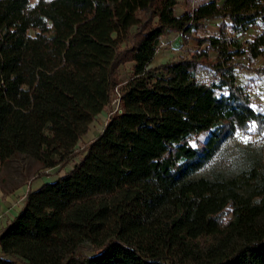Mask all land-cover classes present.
I'll use <instances>...</instances> for the list:
<instances>
[{"label": "trees", "instance_id": "trees-1", "mask_svg": "<svg viewBox=\"0 0 264 264\" xmlns=\"http://www.w3.org/2000/svg\"><path fill=\"white\" fill-rule=\"evenodd\" d=\"M31 1L0 0V163L74 167L28 194L0 234V264H264V162L198 177L238 133L264 136L236 62L264 58V0L180 16L178 0ZM215 19L218 35H196ZM169 33L208 50L152 67ZM204 62L212 85L196 77ZM118 88L120 110L80 148Z\"/></svg>", "mask_w": 264, "mask_h": 264}, {"label": "rangeland", "instance_id": "rangeland-1", "mask_svg": "<svg viewBox=\"0 0 264 264\" xmlns=\"http://www.w3.org/2000/svg\"><path fill=\"white\" fill-rule=\"evenodd\" d=\"M204 0H178L176 14L182 15L188 9H194ZM38 0H32V5ZM220 20L208 21L205 27L196 33L199 37L217 35L220 31ZM34 35V32H31ZM197 50L207 51L208 46L199 47L193 39L184 40L177 33H169L161 38L159 51L154 59L152 67L161 64L179 61L188 58ZM211 59H216L215 53H210ZM236 62L246 66L245 69H238L237 84L246 88L248 93L255 101L258 111L264 114V76H259L257 69L264 68V58H260L253 64L248 60L237 58ZM134 64L128 63L120 67L119 80L125 83L132 75ZM250 67V68H248ZM177 76L179 74L175 73ZM196 77L201 82L212 85L214 72L209 64L204 62L198 69ZM120 110V90L115 91L111 105L99 115L91 125L90 131L82 139L79 147L83 148L88 142L96 138L106 125L108 119ZM247 138L248 142L244 140ZM205 140V135L200 136ZM195 146V142H192ZM84 157V156H83ZM83 157H78L76 162H80ZM252 159H259L264 162V136L255 135L253 129L248 134L238 133L233 139L227 141L216 158L199 174L198 177H213L216 174H223L225 177H235L249 167ZM74 163L63 170H42L34 161L20 157L7 165L0 163V234L7 223L12 221L22 208L28 194L40 188L46 182H52L71 171ZM93 256V253H83Z\"/></svg>", "mask_w": 264, "mask_h": 264}, {"label": "crops", "instance_id": "crops-1", "mask_svg": "<svg viewBox=\"0 0 264 264\" xmlns=\"http://www.w3.org/2000/svg\"><path fill=\"white\" fill-rule=\"evenodd\" d=\"M207 1H209V0H204L202 3H205V2H207ZM201 4V3H200ZM215 20H220V22L222 23L223 22V20L222 19H215ZM226 22H228V20H226ZM221 25V24H220ZM262 30H263V27L262 26H255L254 28H251L245 35H242L241 36V39L243 40V41H247V40H253L256 36H258V35H260L261 33H262ZM219 34V33H218ZM217 34V35H218ZM47 183V182H46ZM39 189V188H38ZM35 191V190H34ZM26 201V200H25ZM25 203V202H24ZM23 206H24V204H23ZM22 206V207H23ZM22 209V208H21ZM20 209V210H21ZM20 212V211H19ZM18 212V213H19Z\"/></svg>", "mask_w": 264, "mask_h": 264}, {"label": "snow or ice", "instance_id": "snow-or-ice-1", "mask_svg": "<svg viewBox=\"0 0 264 264\" xmlns=\"http://www.w3.org/2000/svg\"><path fill=\"white\" fill-rule=\"evenodd\" d=\"M244 142H245V143H247V142H248L247 138H245Z\"/></svg>", "mask_w": 264, "mask_h": 264}]
</instances>
